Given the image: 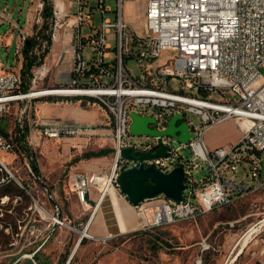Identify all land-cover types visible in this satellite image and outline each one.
<instances>
[{"label":"built area","instance_id":"2783aa9c","mask_svg":"<svg viewBox=\"0 0 264 264\" xmlns=\"http://www.w3.org/2000/svg\"><path fill=\"white\" fill-rule=\"evenodd\" d=\"M123 1L115 0V11L105 6V0H97L94 7L89 6L85 11L88 0H68L76 5L72 23L66 22L72 30L73 66L63 86L36 90L35 74L29 89L22 92L19 73L0 75V113L6 115L13 104L26 102L19 111L17 126L24 124L28 129L29 137L25 136L21 146L28 149L29 174L38 177L29 150L33 139L61 144L67 139L81 138L88 143L99 130L97 124H40L28 120L31 102L47 97L83 99L104 110L112 127L114 164L109 175H98V180H108L112 186L119 168L140 165L138 161L125 164L121 159L122 149L154 153L159 149L160 139H167L168 157L144 160L143 165H158L164 173L175 167L184 170L182 202L177 204L159 196L132 206L142 228L178 222L195 224L202 215L230 207L243 197L264 190L261 158L264 154V75L260 73L264 69V0H132L146 2L139 31L125 21ZM39 7L42 9V5ZM95 13L100 17L98 27L92 24ZM53 14L52 39L61 27L54 9ZM0 16L4 18L3 14ZM84 25L89 33L83 37L80 29ZM110 33L115 41L113 54L107 43ZM125 59L135 61L140 76L134 77L126 70ZM132 113L152 117L155 123L149 128L157 132L164 131L170 118L179 114L194 137L186 145L179 143L175 148L178 142L170 136H132L129 132ZM194 116L199 118V125L191 121ZM227 119L235 121L242 132L241 139L233 145L208 150L203 142L204 131ZM183 148L190 150V160L178 156L177 151ZM14 149L0 128V152L11 153ZM116 161L119 168L115 167ZM200 163H205L206 170L195 181L192 171L199 170ZM0 164L1 172L4 170L11 176L3 162ZM96 178L72 171L70 186L79 203L90 202V182ZM4 182L0 180V184ZM99 205L96 204L93 213ZM262 222L264 219L250 228L259 230ZM88 223L83 229L85 237L103 242L110 237L90 236ZM235 224L231 221L226 226L232 229ZM241 237L223 264L235 263L243 250ZM198 245L199 255L194 264H202L204 253L217 251L207 238L201 239ZM258 255L255 264H264V249Z\"/></svg>","mask_w":264,"mask_h":264},{"label":"rangeland","instance_id":"374dc122","mask_svg":"<svg viewBox=\"0 0 264 264\" xmlns=\"http://www.w3.org/2000/svg\"><path fill=\"white\" fill-rule=\"evenodd\" d=\"M54 1L57 2V0ZM96 3L97 0H88V6L84 8L85 11L89 9V6L94 7ZM24 6L25 0H0V14L12 21L22 22V16L25 12ZM105 6L115 11L116 2L115 0H105ZM69 9L71 15L76 13L75 3H70ZM145 10V1H123V17L137 31L142 28L140 16L145 14ZM113 14L110 17L113 18ZM57 20L61 24L58 30H62L67 27L66 22L72 23V16L66 17L64 14H60ZM40 23L38 24L40 25ZM92 24L93 27H98L100 24V17L97 13L94 15ZM7 29L8 25L2 21L0 16V35ZM88 33L89 30L86 25L81 27L80 36L84 37ZM107 43L111 46L110 53L113 54L115 41L112 39L111 33L107 35ZM13 52L14 49L9 54V60L13 59ZM87 52L86 48L84 54L87 55ZM4 55L2 53L3 61H5ZM124 65L132 76H140L141 72L133 59H125ZM43 68H45L44 63L34 69L33 73H38ZM260 73L264 75V69H260ZM35 89L38 90L39 88L35 87ZM25 104L26 102L19 103V109H22ZM32 113L33 110L28 111L29 118L32 117ZM18 116L19 110L15 115L14 110L10 109L0 122V128L12 141L15 147L13 151L16 154L14 155L13 151L11 153L0 152V159L3 160V164L11 174L9 176L2 170L0 180L7 175L24 194L13 195L15 193L14 188L7 184L3 186L0 184V264H29L31 261L32 264H36L38 261L41 264H194L197 258L196 252H193V255L189 257L186 255V251H188L186 247L189 246L190 241L191 244L197 242V240H190L187 236L194 229L196 223L178 222L160 227L142 228L138 225L139 218L135 210L127 202V209H129L130 215L136 219V223L126 232H119L109 195L103 197L94 214L105 213L107 224L112 225V228L104 237H110L105 242L85 237L83 229L92 218L91 215L97 201L83 205L76 199L70 186L71 173L72 171L76 172L70 170L75 158L65 161V168L55 172L54 166L50 165V160L42 152L43 141L33 139L29 150L35 161L38 177L36 175L31 176L26 167L27 155L20 149L21 147L16 141L18 132L24 130V124L22 127L17 126ZM231 120L227 119L222 124L209 129L205 133V144L220 145L226 142H234L238 133L234 121ZM191 121L194 125L200 124V120L196 116L191 117ZM109 138L108 145L113 148V137L110 136ZM82 142L85 144L81 147L71 149H98L93 142L87 144ZM174 146L178 148L179 143H175ZM177 154L184 160L191 159V152L186 148L179 149ZM112 158L111 167L114 164V153ZM261 158L264 161V154ZM205 170V163H200V169L192 171L194 180L198 181ZM18 184L21 187H27V190L22 189ZM111 187L116 188L115 183H112ZM207 217L210 222V229L204 238H207L218 249H222L226 244L234 245L253 224L264 219V190L251 193L230 207L214 210L208 213ZM53 218L60 221L61 224L55 223ZM231 221L236 224L232 229H229L226 223ZM87 234L94 238H102L94 236L90 232L89 225ZM79 239L81 241L78 243ZM75 245L76 248L73 251ZM35 248L40 249L36 262L29 254ZM237 249L239 248L237 247ZM261 249H264V225L258 232L252 234L234 264H255ZM217 251H209V254H213V258L217 256L222 258L224 252L221 256L219 250Z\"/></svg>","mask_w":264,"mask_h":264},{"label":"crops","instance_id":"0c3cea01","mask_svg":"<svg viewBox=\"0 0 264 264\" xmlns=\"http://www.w3.org/2000/svg\"><path fill=\"white\" fill-rule=\"evenodd\" d=\"M52 2L54 5V10L56 11V16L60 14L72 16L69 9L70 2L67 0H57V2L52 0ZM40 5H42V0H25V12L22 16V22L18 20L12 21L7 19L5 16L4 18H1L2 21L8 25V29L2 33V35H0V75L6 72H15L20 74V69L22 67V56L20 54V49L22 47L21 41L23 38L32 36L33 27L35 25H39L38 23L42 22V9H40ZM57 5H60V7H57ZM71 41L72 30L70 28L66 27L65 29L55 31L50 52L44 59L45 68H43V70L38 73H33L34 76L36 74V77H38L36 80V88L38 87L39 89H43L47 87H54L66 82L67 76L70 75L73 66V47ZM12 49H14L13 59L9 60V54ZM2 53L5 54V61L2 60ZM10 109H13L16 115L17 110L20 111L21 108L19 109V103H17L13 104ZM31 110H33L32 117L29 118L27 113L26 118L28 120H34L40 124H51L58 122L65 125H99V130L95 137H93L92 140L88 142H93L94 146H96L98 149H71L73 144L78 145L77 147H81L83 144H85L82 142H85V140L81 138L73 140L67 139L61 144L54 140H40L35 138V140L43 141L41 146L42 152L44 153L45 157L50 160V165L54 166L55 172L65 168V161L75 158L74 161H72V166L70 167L71 170L84 173L85 175H88V177L91 176L94 178H96L98 175H109L113 160V148H110L108 145L110 140L109 137H112V127L108 115L97 104L83 99L68 100L65 98L47 97L32 101ZM222 123L223 122L208 127L203 133V142L205 133L209 129H212ZM235 125L237 128L238 137L234 142H226L220 145H216L215 143L206 145L204 142L208 150H213L218 147H225L237 143L241 139L242 132L236 123ZM100 152H104V155L99 157L92 156L93 154ZM107 181L108 180L101 181V179L98 180L97 178L94 180L92 179L89 189V201L90 203L97 201V204H99L102 202L104 196L109 195L116 220L117 231L126 232L128 228H132L135 225L136 219L130 215L129 209H127L128 201L120 194L117 187L114 188L111 186H106ZM207 219V214L198 217L194 229H192L191 233L187 235L190 240H197L195 244H191L190 241L189 246L186 247L188 250L186 251V255L189 257L193 255V252H196V257L199 255L198 244L210 229V222ZM88 225L90 227V232L96 237H104V235L112 228V225L107 224V219L104 212L95 213L92 218H90ZM233 246L234 245L226 244L222 247V249L216 248L219 250L221 256L224 252L222 258H219V256L213 258V254H209V252L204 253L202 255V264H223L224 259L231 252Z\"/></svg>","mask_w":264,"mask_h":264},{"label":"water","instance_id":"95a60500","mask_svg":"<svg viewBox=\"0 0 264 264\" xmlns=\"http://www.w3.org/2000/svg\"><path fill=\"white\" fill-rule=\"evenodd\" d=\"M130 119L129 132L132 136H170L184 145L194 137V134L188 131L186 123L182 121L179 114L173 115L167 128L161 132L149 128L150 124L155 123L152 117L132 113ZM168 150L165 146H161L154 153L133 151L132 148L121 150V159L125 164L133 161L140 162L138 167L125 169L119 168V162H115V167L119 168L114 181L115 186L131 206H138L159 196L177 204L182 202L185 190V174L182 167H175L164 173L153 166H144L142 163L144 160L168 157ZM80 241L81 239L78 240V243Z\"/></svg>","mask_w":264,"mask_h":264},{"label":"trees","instance_id":"16d2710c","mask_svg":"<svg viewBox=\"0 0 264 264\" xmlns=\"http://www.w3.org/2000/svg\"><path fill=\"white\" fill-rule=\"evenodd\" d=\"M53 2L52 0H42V10H41V19L42 22L40 25H35L33 27V34L30 37H26L20 49V54L22 56V67L20 69V78H21V91L25 92L29 89L31 85V81L33 79V70L42 66L44 63L45 57L50 52V47L52 44V25L54 23V14H53ZM5 138H8L7 134L1 130ZM21 132V131H20ZM17 135V144L20 145L23 152H27L28 149H24L22 147V143L24 142V138L28 133L27 127H24V130ZM104 152L95 153L92 156H103ZM33 169L36 170V164L31 162ZM124 169V167H121ZM4 183H1V186L8 185L11 188H14L13 195H24L22 190L15 186L14 182L9 179L7 175H5ZM24 190H27V187H23ZM5 194V193H4ZM40 250V249H39ZM39 250L37 248L31 250L29 254L32 255V259L36 262ZM30 262V261H28ZM32 264V261L31 263ZM36 264H41V262H37Z\"/></svg>","mask_w":264,"mask_h":264},{"label":"bare ground","instance_id":"6f19581e","mask_svg":"<svg viewBox=\"0 0 264 264\" xmlns=\"http://www.w3.org/2000/svg\"><path fill=\"white\" fill-rule=\"evenodd\" d=\"M60 7V5L58 6ZM5 116V113H0V122L2 120V118ZM131 124V120L129 121V126ZM161 146H165L167 147V139H160L159 140V148ZM26 153V152H25ZM27 155V154H26ZM1 162H3L2 159H0ZM26 166H28V163H26ZM153 166L154 168L158 169L159 170V166L158 165H151ZM0 172H1V164H0ZM21 187V185H19ZM106 186H109L110 187V184L109 182L107 181V185ZM22 188V187H21ZM5 198V197H4ZM38 207V206H37ZM92 215H93V212H92ZM91 215V217H92ZM264 225V222L261 223V226ZM258 232V228H250L242 237H241V240H240V245H241V249L247 244V242L249 241V239L251 238L252 234L253 233H256ZM76 248V245L73 249V251L75 250Z\"/></svg>","mask_w":264,"mask_h":264}]
</instances>
